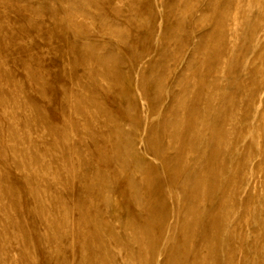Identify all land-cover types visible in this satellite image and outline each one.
<instances>
[{
    "label": "rangeland",
    "instance_id": "374dc122",
    "mask_svg": "<svg viewBox=\"0 0 264 264\" xmlns=\"http://www.w3.org/2000/svg\"><path fill=\"white\" fill-rule=\"evenodd\" d=\"M0 264H264V0H0Z\"/></svg>",
    "mask_w": 264,
    "mask_h": 264
}]
</instances>
